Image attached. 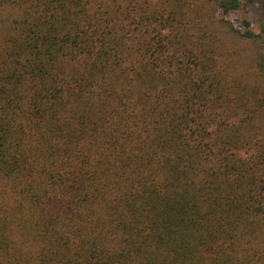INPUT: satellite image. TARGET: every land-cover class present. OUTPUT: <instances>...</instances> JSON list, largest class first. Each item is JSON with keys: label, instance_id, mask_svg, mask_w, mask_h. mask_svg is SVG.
Listing matches in <instances>:
<instances>
[{"label": "trees", "instance_id": "trees-1", "mask_svg": "<svg viewBox=\"0 0 264 264\" xmlns=\"http://www.w3.org/2000/svg\"><path fill=\"white\" fill-rule=\"evenodd\" d=\"M254 0H0V264H264Z\"/></svg>", "mask_w": 264, "mask_h": 264}, {"label": "rangeland", "instance_id": "rangeland-1", "mask_svg": "<svg viewBox=\"0 0 264 264\" xmlns=\"http://www.w3.org/2000/svg\"><path fill=\"white\" fill-rule=\"evenodd\" d=\"M225 17L241 31H245L247 23H249L250 29L254 33L264 37V0L245 1L239 10ZM262 51L264 52V47Z\"/></svg>", "mask_w": 264, "mask_h": 264}]
</instances>
